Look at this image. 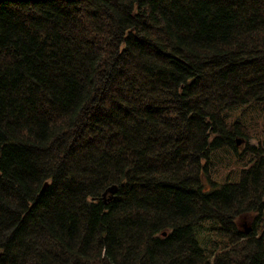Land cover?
I'll return each instance as SVG.
<instances>
[{
  "label": "trees",
  "instance_id": "1",
  "mask_svg": "<svg viewBox=\"0 0 264 264\" xmlns=\"http://www.w3.org/2000/svg\"><path fill=\"white\" fill-rule=\"evenodd\" d=\"M0 264H264V0H0Z\"/></svg>",
  "mask_w": 264,
  "mask_h": 264
},
{
  "label": "rangeland",
  "instance_id": "2",
  "mask_svg": "<svg viewBox=\"0 0 264 264\" xmlns=\"http://www.w3.org/2000/svg\"><path fill=\"white\" fill-rule=\"evenodd\" d=\"M253 116L255 117V114H253ZM260 123V121H259ZM257 139L253 138L249 141L250 144H256L257 143ZM246 145L245 141H240L239 144H237L238 149H243ZM225 154V153H224ZM233 154H231V152H226L225 155L221 156L218 161H212L211 162V177L213 178V180L219 182L220 180H222L223 178L225 179L228 176V173H232L233 175H231V177L234 176V170H237L239 167L238 163H233L231 164H226V158H229L230 160H232V156ZM225 156V157H224ZM232 163V162H231ZM228 166V167H227ZM254 218V214H250L248 217L243 218V220L246 222V227H250V224L252 222ZM244 223V222H242ZM241 225V223H240Z\"/></svg>",
  "mask_w": 264,
  "mask_h": 264
},
{
  "label": "water",
  "instance_id": "3",
  "mask_svg": "<svg viewBox=\"0 0 264 264\" xmlns=\"http://www.w3.org/2000/svg\"><path fill=\"white\" fill-rule=\"evenodd\" d=\"M236 142H237V144H239V143H240V140H237ZM107 191H109V192H113V191H114V188H108V189L103 193L104 196L106 195ZM245 231H246V232H249V231H250V228H246Z\"/></svg>",
  "mask_w": 264,
  "mask_h": 264
}]
</instances>
